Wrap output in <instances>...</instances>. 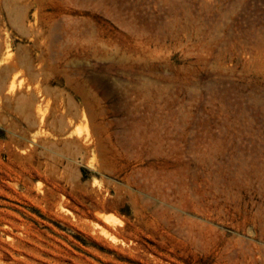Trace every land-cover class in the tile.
Returning a JSON list of instances; mask_svg holds the SVG:
<instances>
[{
  "label": "rangeland",
  "instance_id": "rangeland-1",
  "mask_svg": "<svg viewBox=\"0 0 264 264\" xmlns=\"http://www.w3.org/2000/svg\"><path fill=\"white\" fill-rule=\"evenodd\" d=\"M0 49V264H264V0H0Z\"/></svg>",
  "mask_w": 264,
  "mask_h": 264
},
{
  "label": "crops",
  "instance_id": "crops-1",
  "mask_svg": "<svg viewBox=\"0 0 264 264\" xmlns=\"http://www.w3.org/2000/svg\"><path fill=\"white\" fill-rule=\"evenodd\" d=\"M0 51H2V49H0ZM17 51L22 53L20 55L21 62L24 64L31 63V56L27 54V52L32 51L31 47L22 46V48ZM26 67L27 66H25V68ZM17 68L18 67L15 65L0 68V101L4 102L0 109V129L7 132L8 130H19L21 132L28 130L37 131L40 126V120L35 111V105L38 100L37 94L17 93L15 97L8 96L7 94V87L11 83ZM27 70L32 80L33 72H30L31 67H27ZM24 101H29L31 107H23Z\"/></svg>",
  "mask_w": 264,
  "mask_h": 264
},
{
  "label": "bare ground",
  "instance_id": "bare-ground-1",
  "mask_svg": "<svg viewBox=\"0 0 264 264\" xmlns=\"http://www.w3.org/2000/svg\"><path fill=\"white\" fill-rule=\"evenodd\" d=\"M11 87V86H10ZM108 221H113V219L111 217L108 218Z\"/></svg>",
  "mask_w": 264,
  "mask_h": 264
}]
</instances>
